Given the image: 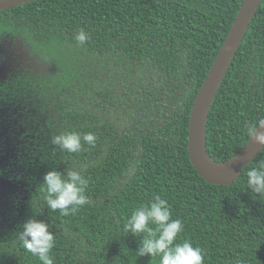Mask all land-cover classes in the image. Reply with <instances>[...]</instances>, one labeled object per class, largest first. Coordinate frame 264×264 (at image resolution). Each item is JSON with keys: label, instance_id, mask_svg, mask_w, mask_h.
I'll list each match as a JSON object with an SVG mask.
<instances>
[{"label": "trees", "instance_id": "trees-1", "mask_svg": "<svg viewBox=\"0 0 264 264\" xmlns=\"http://www.w3.org/2000/svg\"><path fill=\"white\" fill-rule=\"evenodd\" d=\"M242 2L35 0L0 10L1 46L28 55L11 81L17 101L8 102L28 103V119L37 118L0 138V178L14 185L0 190V264H41L19 241L29 219L54 233V264H158L137 255L141 237L123 231L154 195L183 221L177 242L199 246L204 264H264V194L246 177L264 164V149L227 186L203 180L187 153L194 98ZM80 29L84 45L75 41ZM31 96H40L39 115ZM263 116L264 0L211 102L208 158H233L249 139L246 126ZM62 131L94 132L96 145L63 152L51 143ZM51 170L88 179V203L75 215L48 208L41 184Z\"/></svg>", "mask_w": 264, "mask_h": 264}, {"label": "clouds", "instance_id": "clouds-1", "mask_svg": "<svg viewBox=\"0 0 264 264\" xmlns=\"http://www.w3.org/2000/svg\"><path fill=\"white\" fill-rule=\"evenodd\" d=\"M88 39L86 32L80 29L75 41L84 45ZM264 119L246 126L249 138L259 149H264ZM97 136L94 132L62 131L53 135L51 143L61 151L77 153L84 144L95 147ZM247 186L251 192L264 194V164L246 172ZM88 179L80 170H67L66 175L51 170L45 173L41 191L48 208L59 211L62 216L75 215L88 203L86 190ZM19 241L27 252L38 258L41 264H54L50 253L55 245V235L48 224L29 219L23 224ZM184 224L179 218L172 219V210L166 199L154 195L147 202L136 207L126 218L123 231L141 237L138 256L158 258V264H204V256L199 246L190 241L177 242L183 232ZM239 264V261L236 262Z\"/></svg>", "mask_w": 264, "mask_h": 264}, {"label": "water", "instance_id": "water-1", "mask_svg": "<svg viewBox=\"0 0 264 264\" xmlns=\"http://www.w3.org/2000/svg\"><path fill=\"white\" fill-rule=\"evenodd\" d=\"M32 1L35 0H0V10H9ZM261 1L243 0L227 36L194 98L190 111L187 136L188 158L198 175L211 185L227 186L232 184L261 151L259 146L249 138L233 158L225 163L215 164L208 158L205 149V125L211 102ZM6 186L12 187L11 184L0 181V188L4 189Z\"/></svg>", "mask_w": 264, "mask_h": 264}, {"label": "flooded vegetation", "instance_id": "flooded-vegetation-1", "mask_svg": "<svg viewBox=\"0 0 264 264\" xmlns=\"http://www.w3.org/2000/svg\"><path fill=\"white\" fill-rule=\"evenodd\" d=\"M15 40L16 42H18L17 39ZM1 48L2 53L0 54V138H4L11 133L12 137H14L17 132L28 131V103L25 104L26 106L23 110H17V106L15 105L16 103L9 104L8 102V99H11V101L14 102L16 100V97L14 96V94H12V92H15V89H13L14 86H11V81L17 75V61L23 62L22 64H28V55L22 51L6 52L2 46ZM6 83L7 86L5 85ZM2 95L4 96L2 97ZM25 98L28 100V93L25 95ZM0 181L7 182L12 185V187L6 186L4 189H12L14 187V185L7 179L0 178ZM4 189L0 188V190Z\"/></svg>", "mask_w": 264, "mask_h": 264}, {"label": "rangeland", "instance_id": "rangeland-1", "mask_svg": "<svg viewBox=\"0 0 264 264\" xmlns=\"http://www.w3.org/2000/svg\"><path fill=\"white\" fill-rule=\"evenodd\" d=\"M39 65L41 66V65H43V64H39ZM39 65H38V66H39ZM29 91H30V90H29ZM30 92H31V91H30ZM31 93H32V92H31ZM31 98H32L33 101H34V104H33V105H34L35 108H36V109H34V110H35L36 114L39 115V111H41V107H42V104H41L42 102L40 101V96H39V99H37L35 96H31ZM38 106H39V107H38ZM37 107H38V108H37ZM28 112H29L31 115H33L32 111H31V112L28 111ZM29 119H30V120H29ZM29 119H28V122H29L28 125H30V124L33 123V122H36V120H37V118H35V119H33V120H32L31 118H29Z\"/></svg>", "mask_w": 264, "mask_h": 264}]
</instances>
